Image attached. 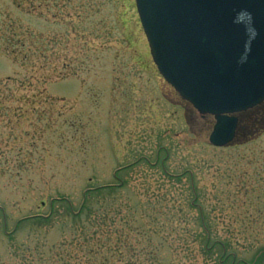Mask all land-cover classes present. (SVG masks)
Listing matches in <instances>:
<instances>
[{"label": "rangeland", "instance_id": "rangeland-1", "mask_svg": "<svg viewBox=\"0 0 264 264\" xmlns=\"http://www.w3.org/2000/svg\"><path fill=\"white\" fill-rule=\"evenodd\" d=\"M212 126L160 75L135 0H0V264H123L160 243L156 264H171L185 237L209 264L189 176L213 237L250 259L264 247V104L226 147Z\"/></svg>", "mask_w": 264, "mask_h": 264}, {"label": "water", "instance_id": "water-1", "mask_svg": "<svg viewBox=\"0 0 264 264\" xmlns=\"http://www.w3.org/2000/svg\"><path fill=\"white\" fill-rule=\"evenodd\" d=\"M152 58L202 115L209 142L232 143L237 113L264 102V0H136Z\"/></svg>", "mask_w": 264, "mask_h": 264}, {"label": "trees", "instance_id": "trees-1", "mask_svg": "<svg viewBox=\"0 0 264 264\" xmlns=\"http://www.w3.org/2000/svg\"><path fill=\"white\" fill-rule=\"evenodd\" d=\"M189 179H190V191L192 192V198L189 200V206L192 209L199 211V213H198L199 224H200L201 230L203 232L202 233L203 239L201 242V245H202L201 251L203 253V256L207 257L208 263L211 264L212 260H213L215 264H262V262L264 261V247L260 248L250 259H248L246 257L240 256L237 251L231 249L230 248L231 245H229L226 240H222L220 238L213 237V233H212V230L209 227V224L207 222V218H206V214L204 213L203 206L202 205L199 207L197 206L196 201H197L198 194H197L195 183H194L191 176H189ZM127 182H128L127 180L122 181V184L119 185L120 186L119 188L120 189L125 188V186L127 185ZM107 189H108V191H110V190L114 191L112 187H109ZM91 191L92 190L89 189L86 192L85 200L87 199V195L90 194ZM135 210L133 209L132 212L138 213L137 205H135ZM129 217H130V215L128 216V218ZM42 218H44V217L38 216V219L41 220ZM153 218H156V216H154ZM29 219H32V218H29ZM25 221L26 220H24V222ZM17 226H19V223L17 224ZM158 228L159 227L154 228L152 232L158 231ZM182 231H184L186 233V235L189 234L191 237V230L189 228L183 226ZM191 243H192V241H190L188 237H185L184 240L179 243V245H181V248L184 251H187L186 252L187 254L184 257L189 258V260H193V264H199L196 260L198 258L196 257L195 250H194V248L191 247ZM173 244H175V243H171V244L168 243L167 247L169 246L168 248H170V245L173 246ZM145 248L146 249L144 251V253H145V259L144 260H141L138 258H135L136 262L135 261L133 262L131 259L124 260L123 258L118 259V260L124 261L123 264H145V263L146 264H156L159 261L158 252H159L160 248H162L161 243L157 244L155 246L147 244ZM132 249L135 252L140 250L137 248V246L132 247ZM184 257H182V260L184 259ZM112 260L113 259H109L107 257H102L98 264H110ZM182 260L180 259V261H178L176 259H170V263L171 264H183L184 262H182ZM209 260H211V261H209ZM111 264H113V263H111Z\"/></svg>", "mask_w": 264, "mask_h": 264}]
</instances>
